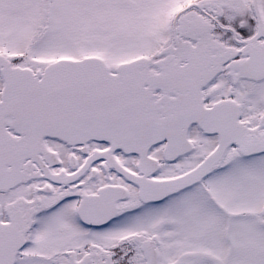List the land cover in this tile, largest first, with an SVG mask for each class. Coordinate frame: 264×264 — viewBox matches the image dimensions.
<instances>
[{"label": "snow or ice", "instance_id": "obj_1", "mask_svg": "<svg viewBox=\"0 0 264 264\" xmlns=\"http://www.w3.org/2000/svg\"><path fill=\"white\" fill-rule=\"evenodd\" d=\"M0 264H264V0H0Z\"/></svg>", "mask_w": 264, "mask_h": 264}]
</instances>
